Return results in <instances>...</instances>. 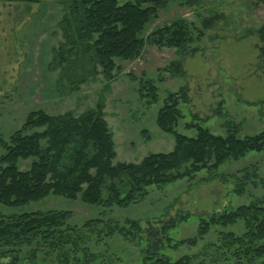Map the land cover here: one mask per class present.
<instances>
[{
	"label": "rangeland",
	"instance_id": "374dc122",
	"mask_svg": "<svg viewBox=\"0 0 264 264\" xmlns=\"http://www.w3.org/2000/svg\"><path fill=\"white\" fill-rule=\"evenodd\" d=\"M131 1L119 0V4ZM202 2L189 8L171 0L141 35L148 38L157 29L183 19L193 37L186 48L147 44L135 60L116 59L112 80L97 66L96 75L79 82L75 77L81 72L74 63L82 53L74 47L72 31L67 29L65 18L71 9L63 0H0V138L8 141L31 112L41 110L52 116L71 112L78 117L100 102L113 135V163H140L150 154L174 149L175 137L159 128L157 115L169 93L181 87L187 88L189 99L178 106L182 114L178 133L195 137L196 129L186 127L191 123L214 135L226 136L227 124L236 128L240 138L261 133L264 61L257 30L264 25V4L259 0ZM205 22L211 25L206 28ZM173 62H180L183 76L174 72ZM143 80L157 87L156 103L140 96ZM31 164L32 159L20 160L18 168L26 171ZM247 173H251V181L239 187V177ZM261 180L264 150L229 159L216 171L203 169L194 179L152 185L144 197L125 207L91 205L80 197L72 200L50 194L20 207L0 204V215L68 211L67 224L79 229L99 218L127 228V221H137L142 230L160 229L175 220L168 233L170 240L159 251L171 262L189 257L190 264H264V257L249 262L234 255V249L222 247L223 234L240 237L246 232L243 221L227 227L212 225L200 235V227L212 216L262 199ZM84 231L83 244L68 262L36 243L6 244L0 239V264H10L11 253L5 257L2 253L11 250L17 252L16 264H140L145 258L148 235L144 231L135 237L119 231L110 234L103 226L95 232Z\"/></svg>",
	"mask_w": 264,
	"mask_h": 264
},
{
	"label": "trees",
	"instance_id": "16d2710c",
	"mask_svg": "<svg viewBox=\"0 0 264 264\" xmlns=\"http://www.w3.org/2000/svg\"><path fill=\"white\" fill-rule=\"evenodd\" d=\"M170 1L132 0L120 5L119 0H63L71 9L70 16L65 18L67 29L72 31L74 47L82 53L74 63L78 65L77 72H81L75 78L85 82L96 75L98 66L104 77L112 80L117 68L116 59L135 60L147 44L186 48L193 37L183 19L157 29L148 38L141 37L145 27L158 18L159 11ZM179 1L189 8L203 3V0ZM259 1L264 4V0ZM210 25V22L204 23L206 28ZM257 33L262 43L258 48L264 61V25ZM198 34L203 35L202 32ZM172 68L184 75L180 62H173ZM139 94L150 104L158 101L157 87L150 80L140 82ZM188 99L186 87L169 93L157 115V125L174 135L175 147L168 153L150 154L140 163H113L116 157L113 135L100 102L78 117L71 112L57 116L41 110L31 112L8 141L0 138L3 151L0 152V204L20 207L53 194L72 200L80 197L91 205L125 207L144 197L146 188L152 185L164 186L184 178L194 179L203 169L216 171L229 159L264 150V130L240 138L233 125L227 124L226 136H221L191 123L186 127L196 129L195 137L178 133L176 127L182 118L178 106ZM28 159H32L30 168L20 170L18 162ZM250 176L251 173L240 176L238 186L250 182ZM70 217L68 211L22 213L12 217L0 215V239L6 244L31 246L36 243L37 247L56 252L68 262L71 253L79 251L83 244L85 229L95 232L103 226L110 234L119 231L132 237L144 231L148 235V248L140 264H190L189 257L171 262L159 253L163 242L170 240L168 233L174 228L175 220L165 222L160 229L151 226L142 230L137 221H127V228L99 218L88 221L79 229L67 224ZM238 221L245 223L246 232L240 237L233 233L223 234L222 247L234 249V255L249 262L264 257V197L234 211L212 216L200 227V235L212 225L227 227ZM7 253L13 257L10 264H16L17 252H3L2 256ZM33 255L35 257L34 252Z\"/></svg>",
	"mask_w": 264,
	"mask_h": 264
}]
</instances>
